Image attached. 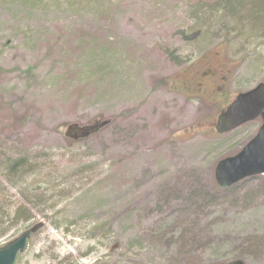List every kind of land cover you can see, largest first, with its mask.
I'll return each instance as SVG.
<instances>
[{
  "label": "rangeland",
  "instance_id": "1",
  "mask_svg": "<svg viewBox=\"0 0 264 264\" xmlns=\"http://www.w3.org/2000/svg\"><path fill=\"white\" fill-rule=\"evenodd\" d=\"M218 1L0 0V247L45 224L17 264H264V177L214 187L261 126L214 132L264 83V34L200 39ZM20 157L16 183L1 161Z\"/></svg>",
  "mask_w": 264,
  "mask_h": 264
},
{
  "label": "water",
  "instance_id": "2",
  "mask_svg": "<svg viewBox=\"0 0 264 264\" xmlns=\"http://www.w3.org/2000/svg\"><path fill=\"white\" fill-rule=\"evenodd\" d=\"M262 120L257 135L234 157L220 161L215 169V182L219 188H230L245 179L264 176V83L248 92L237 96L236 100L217 118L215 132L225 135L241 126ZM76 128V126L74 127ZM79 137L84 138L93 132L80 130ZM76 136L75 138H77ZM44 224H37L18 238L0 248V264H16L20 255L28 248L29 241L36 235ZM218 264H245L241 260Z\"/></svg>",
  "mask_w": 264,
  "mask_h": 264
},
{
  "label": "trees",
  "instance_id": "3",
  "mask_svg": "<svg viewBox=\"0 0 264 264\" xmlns=\"http://www.w3.org/2000/svg\"><path fill=\"white\" fill-rule=\"evenodd\" d=\"M194 22L196 28L200 31V39L205 40L209 38L210 35L216 36L220 32L221 34H225L224 40H226L225 42L227 43H230L229 41L231 39L233 41L236 39L238 44L246 43L256 35L264 34V0H219L212 8L198 12ZM232 35L235 36L231 38ZM242 38H244V40ZM192 40L194 39L190 36L189 41ZM202 45L204 46L203 49H205L210 46V43L206 42ZM242 48H244V46H242ZM176 59L178 60V58ZM176 65L181 66L182 64L177 62ZM0 159L4 161L5 157H1ZM3 161H1V164L4 166L5 172L7 173L6 177L12 181L14 180L16 183H19L20 180L27 177L30 172L29 169L31 166L26 158L20 157L13 161L8 159V161L4 163ZM214 187L216 191L229 190H222L216 186ZM2 192H6V190L2 189V183L0 181V194H2ZM46 198L47 197L43 194L39 199L42 200L41 203L43 205L47 202ZM25 204V206H18V209L14 212V218L16 221H19V223H30L31 220L34 219V207L30 206L29 202ZM27 205L29 208H27ZM5 218L6 215L0 210V229L4 225L3 221ZM186 264L199 263L196 261H188Z\"/></svg>",
  "mask_w": 264,
  "mask_h": 264
},
{
  "label": "flooded vegetation",
  "instance_id": "4",
  "mask_svg": "<svg viewBox=\"0 0 264 264\" xmlns=\"http://www.w3.org/2000/svg\"><path fill=\"white\" fill-rule=\"evenodd\" d=\"M203 76L205 78L207 77L209 82L212 81L214 78H216V82H214V83H217V84H224L226 82V80L228 79L226 77H222L221 79L217 80V77L219 76V72L212 65L209 66V68L207 69V73H205ZM202 78H200V79H202ZM203 87H204L203 84L198 83V85L196 86V91L199 92L200 94H204L205 88H203ZM217 90L220 91V88H218Z\"/></svg>",
  "mask_w": 264,
  "mask_h": 264
},
{
  "label": "bare ground",
  "instance_id": "5",
  "mask_svg": "<svg viewBox=\"0 0 264 264\" xmlns=\"http://www.w3.org/2000/svg\"><path fill=\"white\" fill-rule=\"evenodd\" d=\"M25 232V231H24Z\"/></svg>",
  "mask_w": 264,
  "mask_h": 264
}]
</instances>
